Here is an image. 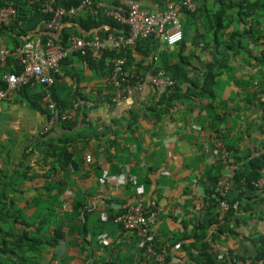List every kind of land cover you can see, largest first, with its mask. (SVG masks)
<instances>
[{
    "label": "crops",
    "instance_id": "1",
    "mask_svg": "<svg viewBox=\"0 0 264 264\" xmlns=\"http://www.w3.org/2000/svg\"><path fill=\"white\" fill-rule=\"evenodd\" d=\"M167 1L176 0H140L142 6L155 4L160 8ZM233 1L195 0L202 16L181 12V44L150 42L142 47L147 54L135 52L131 46L134 59L125 66V95L118 101L112 100L108 59L103 67L90 65L76 54L63 59L57 96L64 99L65 108L75 113L80 106L85 113L71 130L56 122L41 132L48 120L46 111L31 107L32 100L39 103L40 86H28L0 102V169L12 176V189L17 191L14 204L24 210L19 219L30 221L44 207L53 205L56 213L43 218L44 226L50 222L63 234L55 245L35 250L22 248L17 253L23 254L25 260L20 259L19 264H143L148 256L139 237L108 217L102 219L100 213L106 210L107 202L127 206L138 198L144 202L154 200L160 207L150 233L155 246L164 252L166 264H197L198 251L184 249L181 243L192 239L194 214L205 213L204 199L211 179L230 174L232 168L233 173L243 170L249 157L264 151V111L258 101L263 97L259 92L262 86L259 91L256 87L264 73L258 61L264 55V0H255L253 14L258 15L257 19L245 16L242 9L232 5ZM118 2L126 10L124 1ZM96 3L108 14L119 13L113 0ZM85 9L74 17H83ZM220 11L222 16L220 21H214V32L210 29L205 33L204 16ZM217 23L222 28L218 29ZM74 28L81 32V28ZM21 29H26L24 22L16 27H1L0 47L11 49L25 39ZM99 30H90L89 35ZM232 31L238 32L239 41L226 52L227 67L214 79L212 101L193 97L169 105L158 102L164 87L150 81L157 64L175 63L182 61L180 55L184 57L182 63L190 79L182 86L186 91L191 83L204 78L206 65L212 59L210 46L216 53ZM202 34L205 40L200 39ZM27 35L33 38L37 34L30 31ZM12 69L14 61L9 57L5 67L0 66V87L2 73ZM132 75L136 78L131 80ZM253 92H257L254 97ZM219 119L218 125L223 127L215 138L214 124ZM49 137L72 152L75 165L70 164L65 173L59 167L58 150L46 156L45 142ZM103 173H124L129 180L118 185L103 179ZM57 180L64 182L79 205L91 207L101 200L107 204L85 214L70 212V204L63 209L62 194L57 199L50 198L53 191L57 192ZM244 194L241 204H234L235 213L225 222L219 207L214 209V214L219 211L214 222V249L229 254L239 264H251L264 245V184ZM234 195L235 192L230 194ZM1 258L3 264H17L15 257Z\"/></svg>",
    "mask_w": 264,
    "mask_h": 264
},
{
    "label": "trees",
    "instance_id": "2",
    "mask_svg": "<svg viewBox=\"0 0 264 264\" xmlns=\"http://www.w3.org/2000/svg\"><path fill=\"white\" fill-rule=\"evenodd\" d=\"M158 1L161 2L162 0ZM43 3L44 0H0V6L11 5L17 11L15 18L7 23H2L0 28L6 26L7 24L11 27H16L19 25V22H24L26 26V29H21V31H19L21 37H25V39H22L21 42H17L14 47L21 45L25 40H27L30 37L27 35V32L30 31H32V33L34 32L35 35L37 34L42 39L47 36H52L53 39L61 45H66L67 39L71 35L90 38V30L96 28L100 29L98 32L99 35H104L110 32L116 35L128 34L129 26L126 23L120 22L112 15L106 13V11H104V7L99 6L96 3V0H91V4L88 7H85L86 9L83 17L63 15L58 28L55 30L49 29L45 25L51 20L52 13L43 11ZM79 3L80 0H55L53 6L55 8H61L64 11H68L70 8L78 6ZM232 3L233 6H238L240 9H242L245 16H251L252 18L257 19L258 15L253 14L254 7L257 4L255 0H234ZM113 5L122 16L127 15V10L124 9L123 5L119 4L118 0H113ZM116 5L119 7H116ZM247 10H249L250 12H248ZM182 12H186L189 16H195L196 14H200L199 16H202L199 8H196L193 11L183 9ZM238 15L240 16L239 19H241L242 11L241 13L238 12ZM221 16V11L220 13L218 12V14H214V12H212L211 14L207 13L204 16L202 22L206 30L205 33H209L210 29H212V31L214 32V21H220ZM217 25L218 29L222 28V24L217 23ZM75 26L81 28V32L74 28ZM200 36V39L205 40V36L203 37V34ZM238 36L239 34L236 31H232L231 33H229L227 40L223 41V46L216 49V53H214L212 46H210L212 59L206 65L204 78L201 79L199 83H191L192 87L187 86L186 91H183L182 86L190 79L187 76V71L185 70L182 63L185 60L184 57L180 55L179 58L182 61H177L175 63L168 64L162 62L161 64H157L154 67L152 73H155L158 70H162L173 80L172 85L165 87L164 90L161 91L158 102L169 105L173 101H183L193 97H206L212 101L214 99V91L212 88L214 79L222 72V70L227 67L226 52L235 48L236 44L239 41ZM157 41L158 40L152 37L140 38L135 41L133 49L135 52L147 54L148 50L143 49L142 47L151 45L152 43H156ZM181 43H183V39L178 44ZM206 46L209 47V43H206ZM114 55L125 56L126 62L123 67L124 73L125 66L127 64H130L134 59V57L131 55V47H124L120 52L106 50L103 56L98 60L93 59L90 55L79 56L85 59L90 65H93L95 67H103L104 62L106 61V59H108L109 65L111 67V59L114 57ZM13 61L14 69L12 70L15 72L20 71L21 65L19 64V62L14 58ZM258 61L264 66V55L260 56ZM133 78H136V76L132 75L131 80ZM261 78L262 82H259L258 80V85L255 86L258 87V91L259 86H262V89L259 92L263 95V97L262 99L258 98V101L260 107L264 111V73ZM57 79L58 77H56L52 87L50 88L51 96L55 102L57 109L54 123H60L63 128L71 130L73 126L76 125L78 119L85 116V113L84 110L79 106L78 109H75L73 119L61 120L59 118L58 113H60L61 111H67L69 109L65 108L67 104H65L64 99H61L59 96H57ZM127 79L129 80V77H127ZM123 83L125 84V82ZM1 86H4L3 82L1 83ZM28 86L29 85L24 86L22 89ZM42 92L43 91L41 87L38 98L39 103L35 100H32L31 107L34 109L39 108V110L42 111L45 110L48 118V110L42 102ZM256 93L257 92H253L252 96L254 97ZM69 105L71 106L70 103ZM133 117L135 119L136 116L134 115ZM216 119H218V117H216ZM220 121L221 120L219 119L217 124H214L215 138L218 137L220 132V128L218 125ZM90 131L96 136L95 132L92 131V129ZM105 133L106 132L102 134ZM45 143L48 147L46 156L53 155L55 154V150H58V153L60 155L59 167L60 170L64 171V173L66 172V169L70 164H72L73 166L75 165L74 161L71 159L72 152L68 151L65 145L57 144L54 137H49ZM227 150H229V148ZM243 166V170L237 169L232 175V187L228 191L226 197L228 209L222 215L224 222L229 216H232L235 213V205L236 203L238 205L241 204V200L245 195L244 193L252 191L256 188L253 185V182L262 175V168L264 166V151L253 157H249L245 165ZM218 178L219 177H213L211 179V187L206 190L207 198L204 199L205 213L201 215V219L199 222L193 224L194 231L192 232L193 234L191 241L188 243L182 241L181 243V247L184 249L194 248L198 251L197 264H239L234 259H232L229 254H224L225 256L223 259H218L213 253L210 252V249L214 247V222H217L216 216L219 214V211L214 214V209L216 210L218 208V201L215 195L213 196L215 183ZM54 184L57 188V192H55L57 195L53 191L52 195H50V198L57 199L58 194H62L63 192L64 182L62 180H57ZM12 185V176L0 169V264H3L1 258L2 256L11 257V260H13V257H15L16 259L14 260V262L19 264V260L21 259L22 261L24 259V255H19L17 252L22 250V248L35 250V248L39 246H52L55 245L57 241L60 240L63 236L62 232L58 228H53L52 225H50V222L45 223L46 226H44L43 218L50 214L56 213V208L53 205L44 207V211H39V214L37 212L36 214L39 216L33 217L32 219H30V221L25 219L20 220L19 218L24 210L23 208L18 207L14 204V195L17 193V191L12 189ZM233 192H235V195L232 197L230 196V194H233ZM41 193L43 195L45 192L41 191ZM75 201L76 199L74 196V200H72L70 203V212L77 214H80L81 212L82 214L90 212L91 209H89L88 206L79 205ZM113 216L114 211L110 210L108 212V219L112 220ZM152 245L156 250L161 251L155 246L154 241L152 242ZM263 256L264 245L262 248H260L259 253L255 256L254 261L257 262Z\"/></svg>",
    "mask_w": 264,
    "mask_h": 264
},
{
    "label": "built area",
    "instance_id": "3",
    "mask_svg": "<svg viewBox=\"0 0 264 264\" xmlns=\"http://www.w3.org/2000/svg\"><path fill=\"white\" fill-rule=\"evenodd\" d=\"M55 0H44L43 11L52 13L51 20L45 25L47 28L55 30L58 28L63 15L75 16L79 11L88 7L91 0H80L76 7L64 11L61 8L53 6ZM127 15L122 16L119 13L112 14L117 20L126 23L129 26L128 34H113L106 33L104 35L95 34L90 38L71 35L67 39L66 45H61L56 42L52 36H47L42 39L36 35L29 38L21 45L8 49L0 47V66L5 67L9 57L15 58L21 65L18 72L5 71L2 73V82L4 86L0 87V102L7 99L11 93L21 90L24 86H41L42 87V102L48 110L49 117L46 125L41 132L47 131L54 123L57 109L54 100L51 96L50 88L52 87L56 77L60 75V62L69 55L79 54L81 56L90 55L93 59H100L106 50L120 52L124 47L134 46L135 41L140 38L152 37L160 40L167 46H174L183 39V27L180 14L183 9L193 11L196 9L195 0L167 1L165 6L160 8L158 5L145 7L141 5L140 0H123ZM16 9L11 5L0 6V26L2 23H7L13 20L16 16ZM180 35L179 40H172V37ZM126 62L125 56H117L111 59L110 73L108 83L113 88L112 100L118 101L125 95L123 87L126 78L123 73V67ZM153 85L159 87H167L173 84V80L164 71L158 70L150 77ZM256 85V82H253ZM73 110L61 111L58 116L61 120L73 119ZM223 125L219 126L222 129ZM217 149L214 150L216 152ZM222 160L227 159V151L222 153ZM233 168L228 175H223L218 178L215 183L214 194L218 207L221 213L228 209L226 197L228 191L232 187L231 178ZM103 179H110L118 185H124L128 176L124 173L113 175L102 174ZM264 184V166L262 175L257 178L253 185L260 187ZM138 192H141L139 187ZM74 200L73 193L63 186L62 198L60 205L63 209L67 208L71 201ZM108 203V204H107ZM101 200L98 205H92L89 209H98L105 206L106 210H102V219L108 217L110 210L114 211L112 221L119 224L124 230L135 233L140 240V245L144 248L148 259L143 264H166L165 254L162 251L156 250L153 245V236L151 235L150 226L155 219L156 214L160 211V207L154 200L144 202L137 199L135 202L128 204L126 207L118 202H107ZM201 219L200 212L194 214L193 224H196ZM191 239H189V242ZM105 242V241H103ZM178 245H176L177 247ZM216 258L223 259V252H216L213 248L210 249ZM264 264V256L255 263Z\"/></svg>",
    "mask_w": 264,
    "mask_h": 264
},
{
    "label": "clouds",
    "instance_id": "4",
    "mask_svg": "<svg viewBox=\"0 0 264 264\" xmlns=\"http://www.w3.org/2000/svg\"><path fill=\"white\" fill-rule=\"evenodd\" d=\"M180 39V35L179 34H177L176 36H174V37H172V40L174 41V40H179Z\"/></svg>",
    "mask_w": 264,
    "mask_h": 264
}]
</instances>
